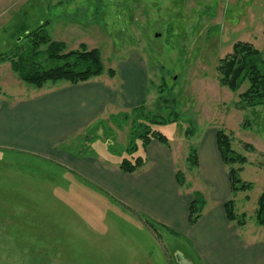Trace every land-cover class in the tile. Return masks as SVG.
<instances>
[{"label":"rangeland","instance_id":"374dc122","mask_svg":"<svg viewBox=\"0 0 264 264\" xmlns=\"http://www.w3.org/2000/svg\"><path fill=\"white\" fill-rule=\"evenodd\" d=\"M45 22L50 43H63L65 52L81 46L99 51L103 73L89 80L103 82L115 71L119 85V65L128 57L148 69L147 102L138 117L131 111L117 119L105 116L99 132L108 141L105 150L136 157L121 141L128 142L132 127L136 132L143 121L172 139L186 193L196 172L201 176L188 162L190 152L197 153L207 136L224 132L234 153L246 160L234 168L241 167L238 177L250 187L231 196L235 213L246 215L243 235L263 237L254 212L264 192V96L250 105L243 99L249 80L231 90L220 85L218 68L233 46L244 42L262 53L257 64L264 74V0H0L1 96L35 90L20 81L12 62L39 51L37 62L49 63L47 46L33 51L30 36ZM23 23L28 27L19 33ZM153 116L167 123L151 126ZM59 174L30 157L0 155V264H200L183 234L143 225L141 216L132 218ZM193 191L211 204L205 186Z\"/></svg>","mask_w":264,"mask_h":264},{"label":"crops","instance_id":"0c3cea01","mask_svg":"<svg viewBox=\"0 0 264 264\" xmlns=\"http://www.w3.org/2000/svg\"><path fill=\"white\" fill-rule=\"evenodd\" d=\"M121 64L119 85L114 71L103 82H59L21 97L0 95V155L30 157L57 169L59 176H71L98 200V196L106 197L132 218L141 216L143 225L148 218L168 233L183 234L200 264H264V235L258 238L251 232L247 238L242 231L245 226H236L225 215L224 205L232 193L216 134L207 136L197 151L196 169L201 176L196 172V181L185 188L186 193L176 182L177 160L168 137V147L155 139L145 148L138 142L135 154L145 161L143 166L132 174L120 171V161L127 157L105 150L109 144L99 132L106 125L105 116L117 119L121 112L130 113L145 104L150 84L143 61L128 57ZM204 186L211 204L205 201L202 217L190 226L193 190Z\"/></svg>","mask_w":264,"mask_h":264},{"label":"trees","instance_id":"16d2710c","mask_svg":"<svg viewBox=\"0 0 264 264\" xmlns=\"http://www.w3.org/2000/svg\"><path fill=\"white\" fill-rule=\"evenodd\" d=\"M23 25L25 24L23 23ZM23 25L22 27L19 26V28H17L19 29V33L23 31L25 27H28V25ZM45 26L46 22L44 25H35V31L34 33H31L30 36L33 39V51H36L39 45L47 46L46 49L48 50L49 63L43 67L37 62L38 60L35 59V56L39 54V51L37 55H33L32 52V55L20 58V60L16 62H12V69L19 75L18 77L24 85L32 86L35 90L43 88L48 82L57 83L63 81L70 85H76L82 84V82H86L103 73L102 62L99 58V51L97 49L87 51L84 46H81L80 51L65 52L63 43H50V39L45 31ZM261 55L262 53L254 46L242 42L235 44L232 53L221 59L219 62L218 73L220 77V85L227 86L231 90H236L244 80H249L250 89L244 93L243 99H246L250 105L262 103L264 96V74H260L257 64ZM113 73L114 71H110V76H112ZM144 108L145 105L142 104L140 107L133 109L131 113L134 117H138ZM148 119L149 118L146 117L144 121L147 122ZM149 120V125L151 126L154 124L165 125V123H167L163 118L162 120H158L155 116ZM176 120L174 119L173 122ZM132 129L133 131L130 132V141L125 147L126 150H132L134 151V154L137 152L135 139H139L142 148H145L154 139L161 145L168 147L169 141L167 137H164L160 132L154 129L151 130L148 124H143V121L137 125L136 132H134V127H132ZM184 133L185 136L191 135L188 131ZM216 147H218V152L223 164L228 167V181L232 196L234 197L239 191L245 192L250 187V184L245 185L244 182L239 179L238 173L241 171V167H239V169L234 168L236 164L239 165L246 163L245 158L234 153L230 138L224 132H216ZM196 157V150L193 149L187 158L191 166L197 167L198 160ZM120 162V171L132 174V172L142 167L145 161H143L141 157H133L131 160L123 158ZM176 182L180 187L185 184L184 177L179 172L176 174ZM233 197L232 199L227 200L224 205L225 215L227 219L230 222H234L236 226L244 227L246 223V215H237L235 213ZM204 204L205 200L199 195L194 194L188 211V223L190 226L195 224L202 217L203 209L205 207ZM254 214L256 225L260 228H264V192H262L257 199V208ZM145 223L153 229L160 227V225H156V223L148 218L145 219ZM172 233L178 235L173 231Z\"/></svg>","mask_w":264,"mask_h":264}]
</instances>
